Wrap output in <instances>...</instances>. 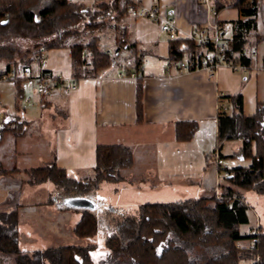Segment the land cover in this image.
Listing matches in <instances>:
<instances>
[{"label": "trees", "instance_id": "16d2710c", "mask_svg": "<svg viewBox=\"0 0 264 264\" xmlns=\"http://www.w3.org/2000/svg\"><path fill=\"white\" fill-rule=\"evenodd\" d=\"M260 0H213L218 12L234 8L245 20L233 22L235 33L229 41V54H239L246 49V36L255 29V19ZM128 0L94 1L85 7L68 0H0V74L15 71L13 79L15 97H22L21 69L31 65L40 51L54 49L70 50L72 72L76 79L96 78L99 73L114 66L121 67L123 75L139 73L148 51L139 48L129 37L124 23ZM113 25L117 49L110 58L109 52L99 44L98 36L88 41L66 42L82 36L87 30L95 31L101 26ZM264 39L256 37V39ZM167 57L170 64L179 66L183 61L197 59L204 50L200 43L190 38L168 41ZM27 46V49H24ZM249 52V49H247ZM130 58L122 59L124 52ZM83 55V57H82ZM252 59L241 56L239 64L249 68ZM142 87L137 84L136 116L142 122ZM226 108L217 111L218 159L249 161L246 165L223 168V178L229 186H221V193H212L201 198L169 203H145L138 208L137 216H131L116 225V233L104 240L107 254L98 264H264V228L242 236L241 226L248 222V206L235 188L264 195V102H258L255 115L245 116L242 112L240 95L226 96ZM13 123V124H12ZM175 140H190L197 131L195 122H177L174 126ZM23 123L13 122L0 126V135L23 136ZM228 141L239 142L236 152L223 156L220 151ZM93 177L71 179L64 169L57 168L52 161L41 168L21 172L27 176L28 185L52 183L67 193L78 190L87 193L98 189L101 183L116 184L125 179L123 171L133 166V152L123 145H100L95 150ZM20 171L7 170L0 164V176ZM72 228L73 236L86 239L97 233V218L83 210ZM20 215L17 210H0V264L5 258L14 264H91L90 253L94 246H47L45 249L26 251L19 247L18 226ZM250 241L242 247L238 243ZM247 262V263H246ZM10 263V264H11ZM7 264V262H5Z\"/></svg>", "mask_w": 264, "mask_h": 264}, {"label": "crops", "instance_id": "0c3cea01", "mask_svg": "<svg viewBox=\"0 0 264 264\" xmlns=\"http://www.w3.org/2000/svg\"><path fill=\"white\" fill-rule=\"evenodd\" d=\"M139 2L147 8L156 6L162 21L170 19L174 22L175 39L189 38L202 29L209 36L213 32L209 28L213 19L208 14L209 8H214L213 0L207 5L201 0ZM257 12L255 29L247 33V48L244 49H254L255 56L245 72H233L225 67L215 70L212 77L202 69L180 72L178 66L170 64L166 58L169 38L160 30L162 21L156 23L146 18L127 16L124 23L130 39L139 48L148 51L142 70L135 78L119 77L121 70L112 67L102 70L96 78L81 79L75 90L70 92L58 88L55 93L38 95L33 88L24 85L22 97L23 101H27L28 109L19 108L20 100L15 97L14 82L0 81V99L4 94L8 106L1 112L0 126L16 119L24 127L23 136L0 135V164L7 170H30L53 161L71 179L84 180L94 175L92 170L97 146L123 145L133 152V166L125 171L130 179L155 176L164 186L168 184L172 189L178 187L176 182L188 179L197 193L215 188L218 192L220 185L229 186L221 181L226 176L223 168H229L227 164L233 160L218 159L215 150L216 117L218 109L228 105L224 99L226 96L240 95L242 112L249 117L255 115L257 103L264 102V39H256L264 35V0H260ZM217 14L218 20L229 26L226 41L232 39L235 33L233 22L247 19L234 8H224ZM47 58L53 74L62 76L66 81L73 77L70 50H50ZM138 82L142 87L143 106L140 123L136 116ZM185 121L195 122L198 129L190 140L178 142L174 126ZM239 147V142L228 141L220 153L227 157ZM19 175L16 172L0 176V207L10 203L5 210H17L22 215L24 208L19 210V203L24 191ZM132 183L129 181L128 184L132 186ZM26 185L29 190L38 186ZM235 190L241 196L248 191ZM30 205L36 207L33 200ZM61 224L53 226L56 230L52 227L54 231H48L50 237L64 236ZM32 231L26 223L20 222L19 237H29ZM46 238L48 234L29 237L34 240V245L40 247L47 246ZM21 247L23 249L25 245ZM4 260L11 263L7 258Z\"/></svg>", "mask_w": 264, "mask_h": 264}, {"label": "rangeland", "instance_id": "374dc122", "mask_svg": "<svg viewBox=\"0 0 264 264\" xmlns=\"http://www.w3.org/2000/svg\"><path fill=\"white\" fill-rule=\"evenodd\" d=\"M68 1L76 4H83L85 7H90L92 6L95 0H68ZM96 1H104V0H96ZM126 12L127 14L125 17L127 18L129 14L128 11ZM114 24L115 22L110 20L109 25L101 26L95 31L87 30L85 32H82L81 37L70 38L66 42L68 43L71 41H75L78 43H83L88 41L91 36H96V37L98 36L100 46L102 47V49H105L109 52L111 58L112 54L118 47L115 41L116 40L115 38L118 33L115 31L113 27ZM24 49H27V46H24ZM45 52L47 54L48 51ZM121 56H124V58L121 57L122 59L130 58L129 53L127 51L124 52ZM158 59L159 61H161L160 58ZM148 60L145 61V64L148 63ZM47 62H48V58H47ZM149 62H153V61H149ZM163 63H167V62L163 61ZM1 66L4 67L2 62H0V67ZM112 67L121 70V67L114 65ZM2 70L3 69H1L0 71ZM121 72L123 71L121 70ZM120 74L122 75L121 77H126V76L129 77V75H123L122 73ZM133 74L136 75V73ZM135 77L136 76L132 78ZM70 79L76 81L77 84L81 80V79H76L74 75ZM31 84L32 83L27 80L23 82L22 87L24 85H28L29 89L33 88V91H35L34 86H32L33 84L32 85ZM55 92L56 90L52 93ZM52 93H47V94H52ZM36 94L38 93L36 92ZM22 101L23 99L20 100L19 108L28 109L29 107H27L28 105L25 104L26 102L23 101L24 102L23 103ZM6 107L8 108L7 98L4 94H1L0 117H1V112L3 111V109L6 110ZM248 163L249 161L243 160L240 162L233 161L227 165L243 166ZM211 166H212V161H211ZM218 168L222 169V167L219 165ZM21 171L22 170L16 171L18 174H20L19 176L22 179V183H23L22 188L24 191L23 197L19 203L20 205L19 210H23L24 208L23 214L20 215V219H21L20 222L23 221L31 230L33 229L29 237L32 238L37 234L43 236L48 234V238L45 239L48 242L47 246H54V247H58L61 245H66V246L92 245L94 246V248L90 253L91 264H98L100 260L104 259L105 255L108 252L106 246L104 245V240L110 236H113L116 233V225L118 222L124 220L125 218H129L131 216L136 217L139 206L147 202L169 203L178 200H186L187 198L197 199V198H201V196H210L212 193L217 194L218 196L219 193H221L222 191V189L220 188L218 192H216L217 190L215 188L210 191L202 190L201 193H197L196 189L192 188V185L189 184L188 179L185 181H183L182 179L176 182V186L178 187L172 189L168 186V184H166L167 187L164 186L161 183V181H159V177L157 178L155 176L146 175L143 177L137 176V177H133V179H130L131 176L127 175L128 173H125V171L122 172L125 177L124 181L118 182L116 184L101 183L97 187L98 189H91L87 193H82L77 189L73 190V192L71 193H67L61 188H56L50 182H44L43 184H40L36 187H32L29 190L26 185L27 176ZM9 174L11 173H8L7 175ZM81 181L83 180H80V182ZM129 181L133 182L132 186L128 184ZM222 181L221 183L225 185V181L224 180ZM27 190L30 191L31 193L29 194ZM76 196L87 199L91 203H93L94 208L88 209L87 211H90L97 218V222H98L97 233L94 236L86 239H78L74 237L73 233L71 232L72 228L79 220L80 218L79 216L82 210L77 209L75 207L72 208L66 202L68 199H71ZM241 197L244 199L245 203L249 206V209L247 210L248 223L245 224V226H241L239 229L240 234L243 236L245 234L248 235V233L250 232L253 233L256 232L259 229V227L264 228V195L255 194L254 192L251 191H244ZM32 200L35 202L36 207L30 205ZM6 206H10V203L3 204L0 207V210H5L7 208ZM60 224L62 225V231L65 233L64 236L55 237V238L50 237L51 234L48 231L56 230L53 226ZM52 227L54 228V230L52 229ZM26 235L28 234L26 233ZM22 236L23 237H19L21 238L19 242V247H21V245H25L23 249L26 251H32V249L47 248V246L40 247L34 245L35 244L34 240H30L28 236L27 237L24 235ZM238 245L242 247H246V246H250L251 242L245 241L238 243ZM11 264H14V262Z\"/></svg>", "mask_w": 264, "mask_h": 264}, {"label": "built area", "instance_id": "2783aa9c", "mask_svg": "<svg viewBox=\"0 0 264 264\" xmlns=\"http://www.w3.org/2000/svg\"><path fill=\"white\" fill-rule=\"evenodd\" d=\"M130 4L127 6V11L129 16L134 19L146 18L152 22H161V18L158 13L156 6L150 8L141 5L139 0H128ZM205 5L208 4L209 0H201ZM208 14L213 19L210 23L209 28L213 30L212 34L207 35L205 29L199 30L196 34L191 35L189 38L195 43H200L205 46L208 50H204L197 59L190 61H183L179 64L178 70L180 72L186 71H196L197 69H202L207 71L210 77H212L215 70L219 67H225L233 72L247 71V67L236 61V59L241 56H248L251 59L255 56V50L251 49L249 52L242 50L239 54H229V41L231 38L225 39L226 34L229 31V26L226 22H220L218 20L217 11L214 8H209ZM161 32L165 33L169 40L176 38V29L174 22L172 20L162 21L160 25ZM31 65L27 68L21 69L18 76L22 77L24 80L30 81L34 90L41 94L52 93L56 88H62L65 91L70 92L75 90L76 81L70 79L68 82L57 74H53L49 69V62H47V54L45 51H40L39 54L33 57ZM15 71H11L8 74H0V81L13 82L15 78ZM119 77L122 75L119 74ZM132 73L129 77H134ZM27 103V101H25Z\"/></svg>", "mask_w": 264, "mask_h": 264}, {"label": "water", "instance_id": "95a60500", "mask_svg": "<svg viewBox=\"0 0 264 264\" xmlns=\"http://www.w3.org/2000/svg\"><path fill=\"white\" fill-rule=\"evenodd\" d=\"M66 203L72 208L75 207V208L83 209V210L94 208L93 203L81 197H73L71 199H68Z\"/></svg>", "mask_w": 264, "mask_h": 264}]
</instances>
